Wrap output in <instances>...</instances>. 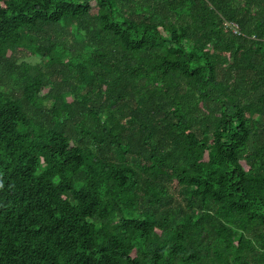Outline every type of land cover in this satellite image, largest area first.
Listing matches in <instances>:
<instances>
[{"label": "trees", "instance_id": "1", "mask_svg": "<svg viewBox=\"0 0 264 264\" xmlns=\"http://www.w3.org/2000/svg\"><path fill=\"white\" fill-rule=\"evenodd\" d=\"M0 264H264V0H0Z\"/></svg>", "mask_w": 264, "mask_h": 264}]
</instances>
